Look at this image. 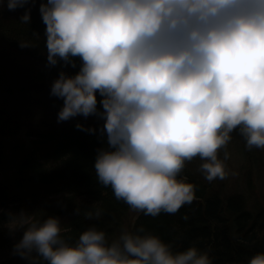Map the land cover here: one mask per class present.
<instances>
[{"label":"clouds","instance_id":"1","mask_svg":"<svg viewBox=\"0 0 264 264\" xmlns=\"http://www.w3.org/2000/svg\"><path fill=\"white\" fill-rule=\"evenodd\" d=\"M34 3L0 8H24L29 25ZM40 13L47 64L60 66L50 92L63 100L57 119L101 121L95 180L133 211L191 203L196 185L183 170L196 157L209 181L234 175V132L247 149H264V0H41ZM0 212L3 227L22 233L13 254L27 264H214L210 249L177 248L143 224L110 234L93 223L73 238L46 208ZM75 213L99 219L105 208ZM247 264H264V250Z\"/></svg>","mask_w":264,"mask_h":264},{"label":"trees","instance_id":"2","mask_svg":"<svg viewBox=\"0 0 264 264\" xmlns=\"http://www.w3.org/2000/svg\"><path fill=\"white\" fill-rule=\"evenodd\" d=\"M40 3L41 0H35L29 25L19 20L24 8H6L0 12V87L5 90L14 87L13 75L20 65L8 60L7 54L27 59L29 69L20 74L28 87L36 85L31 90L46 91L59 74V65L49 67L47 64L46 44L42 39L46 24ZM20 41L37 45L22 47ZM68 70L78 69L69 65ZM51 100L52 109L58 112L62 98ZM19 112L13 106L7 107L5 101L0 102V162L8 144L13 146L16 157L13 176L0 184V209L46 208L66 220L67 234L73 238L93 223L106 228L110 234L117 232L130 206L118 200L109 186L95 180L96 149L102 143L101 121L95 115L75 116L57 125L42 127L44 129L23 130ZM77 121L85 126L95 125L97 131L77 127ZM245 153L253 165V153L249 149ZM194 162L189 161L183 170L196 185L194 200L175 213L161 212L156 216L139 213L130 229L143 224L166 241L174 242L177 248L195 243L201 249H210L214 264H247L252 255L264 250V202L249 205L240 194L220 195ZM92 202H99L105 208L103 217L88 219L75 213L76 207L82 213ZM4 219V213L0 212V222ZM21 235V232L11 234L0 223V264H27L24 258L13 254V245Z\"/></svg>","mask_w":264,"mask_h":264},{"label":"rangeland","instance_id":"3","mask_svg":"<svg viewBox=\"0 0 264 264\" xmlns=\"http://www.w3.org/2000/svg\"><path fill=\"white\" fill-rule=\"evenodd\" d=\"M4 8H0V12H3ZM8 9V8H7ZM12 56V57H10ZM8 60H14L20 65L14 68L16 69L15 75H13L15 80L12 82L14 87L5 90L4 87H0V102L5 101L7 107L13 106L18 111L20 110V118L23 121V130L27 128H41L49 125H57L65 121H58L57 110L52 109L51 98H59L57 96L51 95V86H48L46 91L42 90H31V87L36 85L32 84L28 87L23 80L20 72L28 71V61L20 60L14 54H7ZM17 58V59H16ZM25 63V64H24ZM22 68V69H21ZM16 84V85H15ZM44 89V88H42ZM82 118L83 115H78ZM6 148L5 155L0 162V184L6 183L13 176L14 167L16 164V157L13 146L8 144ZM228 150L231 153L230 158L227 160V164L230 169L234 171V175H229L226 178L220 179L216 178L211 181L213 187L219 191L220 195H229L237 193L242 195L246 200H248L249 205L254 202L262 203L264 202V149L253 148L250 150L252 154L253 165L250 164V158L245 153L247 149L245 148V140L239 134V132L233 133V139L228 144ZM221 156H223V150H221ZM249 160V161H248ZM194 163L200 164L199 157L193 159ZM193 163V162H192ZM248 165V166H247ZM248 168V169H247ZM197 169V166L195 167ZM204 177V175H202ZM205 178V177H204ZM139 213L133 211L130 207L128 213L123 222L122 226L131 227L134 220ZM121 227L117 230V232Z\"/></svg>","mask_w":264,"mask_h":264}]
</instances>
